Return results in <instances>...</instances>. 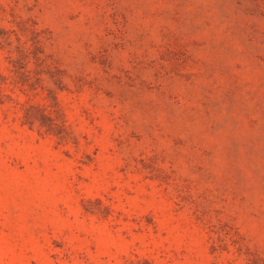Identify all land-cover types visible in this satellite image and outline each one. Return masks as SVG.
<instances>
[{"label":"rangeland","instance_id":"obj_1","mask_svg":"<svg viewBox=\"0 0 264 264\" xmlns=\"http://www.w3.org/2000/svg\"><path fill=\"white\" fill-rule=\"evenodd\" d=\"M0 264H264V0H0Z\"/></svg>","mask_w":264,"mask_h":264},{"label":"trees","instance_id":"obj_2","mask_svg":"<svg viewBox=\"0 0 264 264\" xmlns=\"http://www.w3.org/2000/svg\"><path fill=\"white\" fill-rule=\"evenodd\" d=\"M34 47H19L16 59L13 61V65L15 67L16 75L25 81H31L33 79V73L31 69H28V66L31 63V57L35 60L36 76L40 74V70L46 68L47 74L50 75L51 78H54V71L52 64L49 60L40 58V50L38 45H33ZM58 71V70H57ZM37 78V77H36ZM38 80V78H37Z\"/></svg>","mask_w":264,"mask_h":264}]
</instances>
